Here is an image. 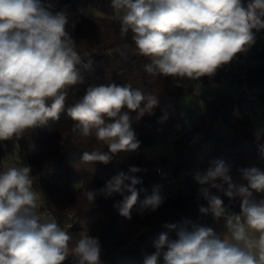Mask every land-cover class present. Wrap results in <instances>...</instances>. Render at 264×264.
I'll return each instance as SVG.
<instances>
[{
    "label": "clouds",
    "instance_id": "clouds-1",
    "mask_svg": "<svg viewBox=\"0 0 264 264\" xmlns=\"http://www.w3.org/2000/svg\"><path fill=\"white\" fill-rule=\"evenodd\" d=\"M111 8L120 13V35H130L136 54L148 59L146 73L177 82L213 76L253 46L255 33L264 29V0H111ZM68 23L57 0H0V141L19 140L58 121L72 88L84 83L92 61L84 62ZM159 103V95L131 84L89 86L67 115L74 134L95 136L107 151H84L82 162L107 165L118 153L137 152L131 113L153 115ZM254 136L264 157V127ZM212 164L193 174L207 201L199 211L216 222L223 219L226 231L191 222L167 224L174 238L161 233L154 251L143 253V264H158L161 256L164 264H264V199L253 196L264 193V171L239 169L244 186L232 182L231 165ZM31 171L27 165L0 171V264H64L69 257L72 264H101L99 238L82 235L70 248L69 232L55 219L41 217ZM141 171L130 166L98 190L105 198L122 197L113 207L128 219L138 202ZM212 189L230 200L241 198L240 213L226 208ZM98 193L84 195L92 203ZM164 199L160 186H154L140 202V214L157 210Z\"/></svg>",
    "mask_w": 264,
    "mask_h": 264
},
{
    "label": "trees",
    "instance_id": "trees-1",
    "mask_svg": "<svg viewBox=\"0 0 264 264\" xmlns=\"http://www.w3.org/2000/svg\"><path fill=\"white\" fill-rule=\"evenodd\" d=\"M243 2L247 4L248 0ZM88 5L106 15L115 13L111 8V0H57L58 10L67 13L68 31L78 44L84 62L92 61L91 68L84 72V83L72 88L58 121L27 132L18 140L21 164L31 168L33 188L41 194L39 214L51 213L61 228L69 232L73 237L70 247L86 234L99 238L101 264H143V253L154 251L153 242L161 233L174 238L175 232L165 225L197 223L199 209L201 206L207 207V201L200 195L201 186L191 176L185 180L187 185L179 190L176 198L171 195L164 197V202L157 210L148 209L140 214V202L152 193L155 181L164 179L155 170L160 162L143 161V157H135L129 166L116 168L118 154L107 165L82 162L84 151L105 147L95 136L83 138L74 134V122L67 115V109L86 94L89 86L102 83L117 86L131 84L146 93L159 95L160 103L154 109V114L141 116L137 112L131 113V126L140 146L166 144L174 138L173 145L178 158L174 166L175 175L196 167L200 161H203L207 170L213 166V161L222 160L231 165L232 182L247 186L239 169L255 166L264 171V157L254 136L256 128L244 111L245 93L235 87L241 86L242 82L241 66L237 62L232 61L219 68L211 77H202L205 83L212 84H220L231 78L234 87L213 95L214 99L211 100L202 96L206 107L201 116L193 113L182 116L180 97L193 91L190 80L177 82L146 73L144 65L149 61L136 54L130 35H120V19L80 14L79 10ZM255 34L264 35V29ZM125 44L127 48H124ZM254 59L259 63L248 67L247 83L258 95L264 117V49L258 51ZM165 115L166 120L162 119ZM220 120L235 133L231 141L216 138ZM260 143H264V138ZM104 150L107 151V148ZM133 165L143 170L136 174L143 182L137 185L138 202L131 209V218L128 219L113 207L122 197L114 195L105 198L98 190L119 171L127 172ZM4 166L0 151V171L4 170ZM75 184H79V188L73 189ZM86 191H97L94 202L87 201L84 195ZM211 192L218 195L231 212L240 213L241 198L230 200L223 191L212 189ZM253 196L257 200L264 199V193L254 192ZM69 225L72 226L69 228ZM187 226L190 228L191 225ZM64 264L71 263L66 259ZM158 264H164L162 256Z\"/></svg>",
    "mask_w": 264,
    "mask_h": 264
},
{
    "label": "rangeland",
    "instance_id": "rangeland-1",
    "mask_svg": "<svg viewBox=\"0 0 264 264\" xmlns=\"http://www.w3.org/2000/svg\"><path fill=\"white\" fill-rule=\"evenodd\" d=\"M80 14L83 15H90V16H98V17H109V18H117L120 19V13L116 12L113 15H106L101 10L93 7V6H85L79 10ZM264 35H259L258 39L255 42L257 45L258 51L264 49ZM263 40L262 45H258L260 41ZM82 56V55H81ZM190 84L193 86V91L191 93L184 94L180 97V106L182 116H185L189 113H193L196 116H201L202 112L205 110L206 101L205 97L208 95H216L219 92H226L230 88L234 87L232 83L228 84H210L205 83L203 78H199L198 80H190ZM237 89L241 90L242 87L240 85L235 86ZM204 98H203V97ZM262 107V105L259 103ZM262 109V108H261ZM250 122L253 127H264V117L261 112H254L252 116H250ZM189 124H193L189 122ZM235 133L224 123L223 120H220L218 133L216 135L217 139H225L231 141L234 138ZM174 138L172 137L170 141L166 144H158V145H151V146H140L137 152L132 153H118L115 166L119 168L121 166H129L132 163L133 158L135 157H143V161H153V162H160L157 166H163L167 172L174 173V166L177 164L178 158L174 150ZM196 142H194V145ZM4 155L9 160V163H6L4 166V170L8 167L12 166H22L21 164V157L19 154V145L18 140L12 139L4 141ZM197 166H203V161L197 163ZM187 182L183 181H175L171 183L166 188L169 189L170 195L173 198H176L178 192L181 188H185ZM79 184L73 185V189L79 188ZM34 192L37 196L38 203L41 202V194L35 188H33ZM161 195L165 196L166 189L160 188ZM163 196V197H164ZM48 219H52L49 217H44ZM71 248V247H70ZM69 262L72 264V257L68 258Z\"/></svg>",
    "mask_w": 264,
    "mask_h": 264
},
{
    "label": "built area",
    "instance_id": "built-area-1",
    "mask_svg": "<svg viewBox=\"0 0 264 264\" xmlns=\"http://www.w3.org/2000/svg\"><path fill=\"white\" fill-rule=\"evenodd\" d=\"M258 36L259 35L256 34V40L258 39ZM263 40L260 41V43L258 45H262ZM257 47L258 46L254 44L247 51L242 52V53H238L236 55V57L233 59L234 62H237L241 66V74H240V77L242 79L241 87L245 93L244 94V96H245L244 111L249 116H252L254 114V112H256V111L262 113V109L259 105L258 95L250 89V87L248 86L247 77H246V72H247L248 67L250 65H258V63H259V61L257 59H254L256 53L258 52ZM228 83H231V78L225 79L222 84L226 85ZM210 84H212V83H210ZM207 99L208 100L214 99V96L208 95ZM3 146H4V141H0V151L3 154L4 164H6V163H9V160L4 155ZM155 170L157 171V173L163 175L164 179L161 181H159V180L155 181L153 186L158 185V186H160V188L164 187L166 189L164 197L170 196V191L166 187L169 186L171 183L178 181V180L182 181V180H186L187 178H190L191 176H193V174L196 170H200L201 172L206 171L204 165L193 167L192 169L185 170L181 173H178L177 175H175L174 173H171V172H167L163 166H156ZM40 215L42 218L49 217V218L54 219L52 214L49 212H42V213H40ZM212 220H213V217L211 214L204 215V214L200 213L198 215V218H197V224L211 227Z\"/></svg>",
    "mask_w": 264,
    "mask_h": 264
},
{
    "label": "crops",
    "instance_id": "crops-1",
    "mask_svg": "<svg viewBox=\"0 0 264 264\" xmlns=\"http://www.w3.org/2000/svg\"><path fill=\"white\" fill-rule=\"evenodd\" d=\"M164 196V195H163ZM211 227L217 232V233H224L226 229L224 228V221L221 219L219 222L212 220Z\"/></svg>",
    "mask_w": 264,
    "mask_h": 264
},
{
    "label": "water",
    "instance_id": "water-1",
    "mask_svg": "<svg viewBox=\"0 0 264 264\" xmlns=\"http://www.w3.org/2000/svg\"><path fill=\"white\" fill-rule=\"evenodd\" d=\"M205 78H207V76H204Z\"/></svg>",
    "mask_w": 264,
    "mask_h": 264
}]
</instances>
